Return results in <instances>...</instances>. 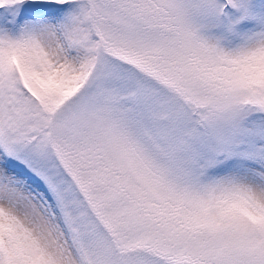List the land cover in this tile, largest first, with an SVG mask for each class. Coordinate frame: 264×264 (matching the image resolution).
Returning a JSON list of instances; mask_svg holds the SVG:
<instances>
[{"label": "snow or ice", "instance_id": "6c2138e0", "mask_svg": "<svg viewBox=\"0 0 264 264\" xmlns=\"http://www.w3.org/2000/svg\"><path fill=\"white\" fill-rule=\"evenodd\" d=\"M0 264H264V0H0Z\"/></svg>", "mask_w": 264, "mask_h": 264}]
</instances>
